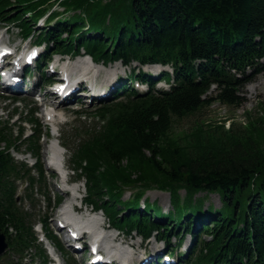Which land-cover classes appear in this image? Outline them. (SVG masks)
<instances>
[{"label": "trees", "instance_id": "trees-1", "mask_svg": "<svg viewBox=\"0 0 264 264\" xmlns=\"http://www.w3.org/2000/svg\"><path fill=\"white\" fill-rule=\"evenodd\" d=\"M57 2L0 0V14L29 33L33 20ZM60 3L76 11L46 27L41 40L56 39L61 51L85 46L104 61L175 67L171 91L105 104L100 109L105 123L80 139L74 161L87 179L90 201L129 230L145 235L154 230L179 237L194 234L193 251L198 253L194 264H264V148L246 127L236 124L209 129L197 124L175 135L178 120L215 101L230 106L246 101L243 89L264 71V0ZM63 34L67 36L58 38ZM165 76L170 79L169 73ZM213 83L215 91L207 94ZM8 127L0 121V227L21 253L36 237L31 214L16 199L23 165L10 152L18 144ZM28 147L40 150L37 134ZM132 186L134 198L123 201L125 188ZM153 186L170 191L177 217L184 221L176 225L173 213H164L149 200L147 209L161 219H152L139 208L145 189ZM181 188L187 192L184 203ZM202 190L218 192L222 207L214 210L210 205L205 210L201 198L194 200Z\"/></svg>", "mask_w": 264, "mask_h": 264}, {"label": "rangeland", "instance_id": "rangeland-1", "mask_svg": "<svg viewBox=\"0 0 264 264\" xmlns=\"http://www.w3.org/2000/svg\"><path fill=\"white\" fill-rule=\"evenodd\" d=\"M49 8H51L52 10L57 9L58 11L64 10L63 6H54V7L51 6ZM70 14H73V12L71 11L69 13H66L65 15L68 16ZM45 18L46 17H44L43 20ZM42 23L43 21L37 24V27L39 28L40 25H43ZM4 29H8V28H4ZM40 30L41 29L39 28L36 31L34 38H36ZM17 32H18V29L12 25L10 29V34L12 35L11 40L14 41V44H18L21 41L20 35ZM111 65L112 67H107L106 69L105 68L98 69L100 70L101 80L107 79L105 78L106 77L105 75L109 76V78L114 79L116 76L115 70L118 71L117 74L120 77L128 76V74L131 71L130 67H125L123 66L122 63L117 64V65L113 63V64H110L109 66ZM133 66H136V63ZM136 69L140 70L139 67H136ZM143 70L153 72L157 70L159 71L161 70V68L159 66L147 65V66H144ZM45 93L46 91L45 89H43V94ZM242 93L246 97V101L240 106H230L224 103H220L219 101H215L211 105L205 106L201 111H198L197 113H194L192 115L184 117L183 119L178 120L175 126V131H176L175 133H177L175 135L179 136L184 130H190L196 127L197 124H205L207 126L206 128L208 129L217 124H222L226 126V128L232 126L233 124H236V126H241L243 128L246 127L248 131L253 134V137L259 142L261 147L264 148V73L257 76V78L254 81L248 83L243 89ZM22 98L27 101V104L24 101L12 103L9 100H4L0 98V118L7 119L8 117H10V114L13 112L16 106L19 107L18 110L19 112H21L25 110L24 108L35 105L38 107L37 115L39 117L40 122L43 123L42 127L44 131L47 132V130H49V125L46 122H44L43 111H42L44 107L46 108V106L41 107L42 102H36L32 104V101H36L39 98L38 96L24 95ZM46 98L49 99V94H46ZM78 106H81V105L71 104V103L61 105L60 109L67 112V114L70 116L69 117L70 121L65 122V121L58 120L59 121V131H60L59 139L68 145L67 148L65 149L66 150V160H67V164L70 163L71 174H73V171H72L73 164L69 161V152L75 147L77 136H79L81 133H84L86 129L92 130L91 128L93 127L95 128L102 127V123H103V118L99 117L98 114L96 113L97 106L94 103L90 105H85L83 107L81 106L82 107L81 110L78 113H76L74 112V108H78ZM19 120L20 118L16 117L12 120L11 123L18 122ZM42 142L44 145L43 153H44V156L46 157V153H47L46 147L48 144V138L44 136L42 139ZM14 155L19 160L27 159L29 161H33L30 155H23L17 152H14ZM51 173H52V170L49 171L47 180L53 185L52 195L54 198L55 190L62 183L60 181V176H57L58 178L57 185L54 184L53 176ZM54 180H56V178ZM78 183L81 185L83 189V195H85L86 187H85L84 181L79 180ZM135 189L136 188H134L133 186L126 187L124 190L123 198H122L123 201L133 199L136 193ZM179 193L181 196V202L184 203L186 196H187V192L185 188H181ZM198 198H201L203 200L202 202H203L205 210H208L210 205L213 206L214 210L220 209L223 205L221 195L218 192L211 193V192H207L203 190L198 191L194 195V200L195 199L197 200ZM172 199L173 198H172V194L170 193V191L162 190L156 186H153L148 189H145L144 194L141 199V203H145V200H149L151 202L157 203L161 207V211H163L164 213L171 212L175 215L174 223L176 224L178 222H182V220L178 219L177 217V207ZM39 209L40 207L38 206L34 210V212L39 213ZM40 211L43 214L44 209H41ZM49 215H53L52 218H48V222L50 226L53 228V230L55 231L56 210L53 213H49ZM36 228L40 230L41 227L38 224ZM135 235H136L135 232L132 233V237H130V240L134 241V244H136L135 242L140 243L141 237H139L138 235L137 236ZM156 237L157 235H154L148 241L145 242L149 248L148 252L150 254H153V251H152L153 246H159V247L164 246L165 242L160 241L157 243L155 241ZM171 240L173 244H176L177 239L175 237L172 236ZM191 242H192L191 236L187 235L182 245V248L184 249L188 248V245L191 244ZM47 245L49 246L48 243ZM174 254H176V252ZM77 255H78V258L80 259V257L82 256V253H78ZM87 255H89V253H87ZM30 257L31 256H29V259ZM29 261L30 260H28V262ZM2 263H3V260H0V264ZM81 264H84V263H81Z\"/></svg>", "mask_w": 264, "mask_h": 264}, {"label": "water", "instance_id": "water-1", "mask_svg": "<svg viewBox=\"0 0 264 264\" xmlns=\"http://www.w3.org/2000/svg\"><path fill=\"white\" fill-rule=\"evenodd\" d=\"M7 247L6 237L5 234L1 232L0 228V253L4 251Z\"/></svg>", "mask_w": 264, "mask_h": 264}, {"label": "bare ground", "instance_id": "bare-ground-1", "mask_svg": "<svg viewBox=\"0 0 264 264\" xmlns=\"http://www.w3.org/2000/svg\"><path fill=\"white\" fill-rule=\"evenodd\" d=\"M54 113H55V112H54L53 110H48V112H47V114H51V115H54ZM62 115L64 116V113H62V112H61V113H58V116L61 117ZM54 123H56V121H55ZM60 144H61V143H60ZM61 145H62V144H61ZM48 149H49V146H48ZM46 152L48 153L49 150H47ZM57 162L60 163V160H59V161L57 160ZM61 183H62V182H61ZM134 245H135V244H134ZM144 256H145V255H144Z\"/></svg>", "mask_w": 264, "mask_h": 264}]
</instances>
